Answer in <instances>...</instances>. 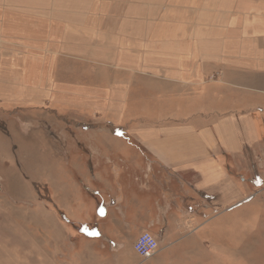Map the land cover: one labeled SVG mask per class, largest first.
Here are the masks:
<instances>
[{
  "label": "crops",
  "instance_id": "0c3cea01",
  "mask_svg": "<svg viewBox=\"0 0 264 264\" xmlns=\"http://www.w3.org/2000/svg\"><path fill=\"white\" fill-rule=\"evenodd\" d=\"M102 95L180 176L62 177V201L32 211L31 264H112L96 239L117 259L132 230L134 252L160 230L162 254L245 195L264 160V0H0V102Z\"/></svg>",
  "mask_w": 264,
  "mask_h": 264
},
{
  "label": "rangeland",
  "instance_id": "374dc122",
  "mask_svg": "<svg viewBox=\"0 0 264 264\" xmlns=\"http://www.w3.org/2000/svg\"><path fill=\"white\" fill-rule=\"evenodd\" d=\"M109 87L102 85V90ZM103 97L67 104L0 102V264H31L38 227L30 219L37 215L32 211L62 201L58 195L65 176H180L173 165L153 162L144 151L133 132L140 127L129 117V101ZM138 108L141 115V100ZM258 161L242 170L250 174L239 181L245 195L214 213L205 228L193 229L197 234L182 229L167 252L161 254L159 243L151 257L139 256L130 247V237L138 234L134 230L129 238L118 236L117 259L115 241L100 231L96 247L108 253L112 264H264V160ZM148 232L160 236V230ZM41 233L45 240V230Z\"/></svg>",
  "mask_w": 264,
  "mask_h": 264
},
{
  "label": "built area",
  "instance_id": "2783aa9c",
  "mask_svg": "<svg viewBox=\"0 0 264 264\" xmlns=\"http://www.w3.org/2000/svg\"><path fill=\"white\" fill-rule=\"evenodd\" d=\"M159 247L158 239H156L150 232H142L134 242L135 252L143 257H151Z\"/></svg>",
  "mask_w": 264,
  "mask_h": 264
}]
</instances>
